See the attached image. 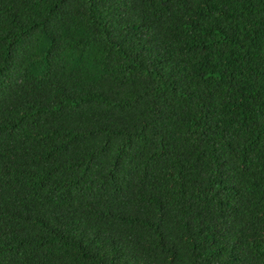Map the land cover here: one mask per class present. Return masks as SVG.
Instances as JSON below:
<instances>
[{
  "label": "trees",
  "instance_id": "obj_1",
  "mask_svg": "<svg viewBox=\"0 0 264 264\" xmlns=\"http://www.w3.org/2000/svg\"><path fill=\"white\" fill-rule=\"evenodd\" d=\"M0 264H264V0H0Z\"/></svg>",
  "mask_w": 264,
  "mask_h": 264
}]
</instances>
